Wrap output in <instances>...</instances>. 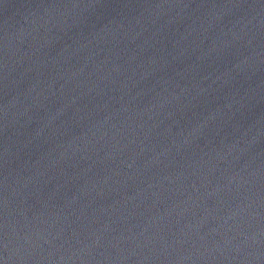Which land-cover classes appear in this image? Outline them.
I'll return each mask as SVG.
<instances>
[{"label":"water","instance_id":"obj_1","mask_svg":"<svg viewBox=\"0 0 264 264\" xmlns=\"http://www.w3.org/2000/svg\"><path fill=\"white\" fill-rule=\"evenodd\" d=\"M0 264H264V0H0Z\"/></svg>","mask_w":264,"mask_h":264}]
</instances>
